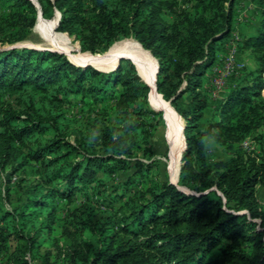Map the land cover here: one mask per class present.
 I'll return each mask as SVG.
<instances>
[{
  "label": "trees",
  "instance_id": "16d2710c",
  "mask_svg": "<svg viewBox=\"0 0 264 264\" xmlns=\"http://www.w3.org/2000/svg\"><path fill=\"white\" fill-rule=\"evenodd\" d=\"M251 1L263 18L242 42L262 53L264 0ZM36 2L0 0L1 45L28 39L39 10L55 34L73 35L82 52L110 54L115 42L132 37L157 60L156 92L181 117L186 147L177 184L162 179L151 137L164 119L148 105V86L129 59L104 72L48 49L0 48V172L13 156L6 183L19 172L25 199L11 211L0 205L6 264H29L42 247L56 256L50 261L46 250L37 264H264V207L256 195L264 157L242 147L264 130V56L255 79L228 91L199 130L207 108L203 77L232 30L236 0H183V8L178 0ZM87 98L111 105L86 115L85 132L72 143L65 113ZM205 138L229 158L210 163ZM135 177L145 179L139 189L130 187ZM56 198L66 205L59 224L65 249L52 234L60 222ZM98 205L106 209L97 218ZM19 240L24 244L9 248Z\"/></svg>",
  "mask_w": 264,
  "mask_h": 264
},
{
  "label": "rangeland",
  "instance_id": "374dc122",
  "mask_svg": "<svg viewBox=\"0 0 264 264\" xmlns=\"http://www.w3.org/2000/svg\"><path fill=\"white\" fill-rule=\"evenodd\" d=\"M183 0H178V6L181 8L185 7L186 5L183 4ZM264 9V8H263ZM262 9H258L257 5L252 2L251 0H236L233 12V27L228 35V37L219 43V50L216 54V59L212 66L207 69L204 77H203V91L207 94V108L205 109L204 118L199 122V130H202L205 125L206 121L209 118L213 108L218 105V103L223 99L225 94L238 87L239 85H244L250 83L252 80L255 79V76L258 75L256 72L258 70V62L260 58L264 56V51L262 53L256 52L253 48L244 47L243 40L248 37L249 35H253L256 33L255 28L259 25L260 20L263 18L261 14ZM36 27L32 29L29 38L18 41L12 44H0V48H10V47H21V46H28V47H37L41 49L52 48L55 51H59L63 53L66 57L67 54L64 51H60V48L67 47L71 53V55L76 58L74 60L69 59L75 63L82 64V63H89L93 64L100 69H108L112 68L116 65V60L120 56H127L130 57L139 71L142 79L148 80V73H145L148 69L146 64L141 63L137 58H134L133 55H128L127 53H122L114 58H110L107 60H99L96 62H90L86 60H82L79 57H86V56H95V57H105L110 56V54L103 53H96L92 54L90 52H82L79 50L78 41L74 39V36L67 35L66 33L62 34H55L51 30V25L47 21V19L43 18L42 15L37 17ZM35 26V25H34ZM133 38H125L115 43L118 45L124 43L126 44L125 47L129 48L132 43H137L136 40H132ZM113 43V44H115ZM130 43V44H129ZM77 45V49L73 45ZM112 44V45H113ZM128 44V45H127ZM138 44V43H137ZM111 45V46H112ZM117 45V46H118ZM116 46V47H117ZM115 47V49H116ZM110 48V47H109ZM108 48V49H109ZM144 50V49H143ZM146 51V50H145ZM105 54V55H104ZM133 56V57H132ZM152 59L155 62L154 57ZM156 69V65H155ZM155 72V70H154ZM260 79L262 82V89L260 91L261 96L264 98V68L260 73ZM219 79L218 84L214 83V78ZM153 80L155 81L156 87V75L154 73ZM157 91V90H156ZM151 89L150 86L148 87V105L155 109V106L152 104L150 98ZM158 93V92H157ZM159 94V93H158ZM77 101V100H76ZM89 98L85 99V103L77 102L69 107L67 112L65 113L66 123L69 127V134L67 135V139L70 142H74L76 138L83 132H85V127L87 126L84 123V117L88 115L91 118H94L97 113H101L103 109L109 108L111 103H107V105L102 104H94L90 102ZM105 107V108H104ZM159 110V109H157ZM162 118L164 119V127H157L153 136L151 137V143L153 145L154 156L153 159L156 163L157 169L160 173V177L164 179L165 177L170 179L172 182H178L177 175L176 179H174V172L172 171V156L174 149L171 148V143L167 138V123L163 116L162 111L159 110ZM182 128V126H181ZM182 131V130H181ZM183 135V131H182ZM255 135L261 136V143L254 138ZM251 143L247 146H242L244 150L247 152L254 154V153H261L264 157V130L258 129L253 136L249 137ZM205 148H206V155L210 163L214 162L215 160H227L229 158V154L225 152L220 146L216 145L210 138H205ZM184 147V136H183V144L179 150V165L180 167V156L182 149ZM1 159V156H0ZM15 160L13 162V156L9 158V162L4 165L3 170L0 172V205L3 210L11 211L14 207L21 208L22 205L25 203V199L21 190L19 189V185H22L19 180L22 177L21 174L18 172L16 174L11 175V178L8 183L6 175L8 174L9 170L12 166H14ZM131 170L121 171L116 173L114 176V180L111 183H108V186H115L125 179H127L131 173ZM178 172V171H177ZM179 173V172H178ZM31 178L33 175L30 176ZM136 181L130 185L133 189H139L143 186L144 180L140 177H135ZM143 181V182H142ZM112 186V187H113ZM6 191L9 193L8 198L6 197ZM259 201L261 202L262 206L264 207V184L257 186V193H256ZM57 203L61 207L59 210V219L60 222L55 225L54 231L52 234L56 237L58 241V245H61L63 249L68 246V240L61 236V228L59 224L63 223V216L65 215V201L59 198H56ZM81 201V194L78 195V199L75 204H78ZM106 205V204H104ZM104 205H98L96 208V217L98 218L101 215H104L106 207ZM119 203L115 202L114 207H118ZM256 222H259L258 219H254ZM260 228V227H258ZM260 229L264 230V226ZM15 244L23 245L24 240H19L17 242L9 243V248H12ZM50 251V261L56 256V250L53 248L45 249L44 247L39 249L38 256L36 260H32L29 257L28 263L29 264H37L41 263L43 255L45 251ZM7 254L2 253L0 257V264H6Z\"/></svg>",
  "mask_w": 264,
  "mask_h": 264
},
{
  "label": "bare ground",
  "instance_id": "6f19581e",
  "mask_svg": "<svg viewBox=\"0 0 264 264\" xmlns=\"http://www.w3.org/2000/svg\"><path fill=\"white\" fill-rule=\"evenodd\" d=\"M125 45L126 44L124 43L118 45L116 49L114 48V51L112 50L113 52L110 56H105L102 58L95 56H86L79 58L94 63L99 60H107L110 58L112 59L114 57L122 55V53H127L128 55H133L134 58H137L141 63L146 64L148 66V69L146 68L147 71L145 73H148L147 74L148 81L151 89L150 98L152 104L155 106V109H159L160 111H162L163 116L166 120L167 129H168L167 138L171 143L172 146L171 148L174 149L172 156V171L174 172L173 178L176 179V175H177V179H178L179 150L181 148V145L183 144V135L181 131L182 130L181 126L183 127V122L181 118L176 114V112H174L173 109L162 100L160 94L158 95L156 92V88L153 80L155 73L154 72L155 62L152 59V56L148 52L143 50L142 47L137 43H132V45L129 48H126ZM59 50L64 51L70 59L72 60L76 59L71 55V53L69 52L70 50L67 47L64 48L62 47Z\"/></svg>",
  "mask_w": 264,
  "mask_h": 264
},
{
  "label": "water",
  "instance_id": "95a60500",
  "mask_svg": "<svg viewBox=\"0 0 264 264\" xmlns=\"http://www.w3.org/2000/svg\"><path fill=\"white\" fill-rule=\"evenodd\" d=\"M37 7H38V4H37V2H36V0H31ZM39 9V8H38ZM55 13H58V15L60 16V14H59V12L58 11H56ZM38 15L39 16H41V12H40V10H39V12H38ZM57 24H58V21H57ZM78 47H79V45H78ZM34 48H37V47H34ZM38 49H41V48H38ZM48 50H51V51H55V50H53L52 48H47ZM79 50H80V47H79ZM55 52H59V51H55ZM106 52V51H105ZM104 52V53H105ZM59 53H61V52H59ZM96 54V53H95ZM98 54V53H97ZM121 58H127V59H129L130 61H131V63L134 65V67H135V70H136V74L140 77V79L149 87V81L148 80H144V79H142V76L140 75V73H139V71L137 70V68H136V66H135V63H134V61L130 58V57H127V56H120V57H118V59L116 60V65L114 66V67H112V68H108V69H100L99 67H97V66H95V65H93V64H89V63H82V64H78V63H74L73 61H71L68 57H67V59L70 61V62H72L73 64H75V65H78V66H87V65H89V66H92L93 68H95V69H97V70H99V71H104V72H107V71H110V70H112V69H114V68H116L117 67V65H118V62H119V60L121 59ZM155 59V58H154ZM155 65H156V69H155V75H156V73H157V71H158V64H157V60L155 59ZM153 109V108H152ZM154 111H156V112H159V110H157V109H153ZM176 112V111H175ZM178 115V114H177ZM179 116V115H178ZM180 117V116H179ZM181 118V117H180ZM184 130V123H183V127H182V131ZM185 147H186V144H185V139H184V147H183V149H182V152H181V156H180V163H181V157H182V153H183V151L185 150ZM179 169H180V167H179ZM179 174V173H178ZM169 182L170 183H172V184H176V183H174V182H172L170 179H169ZM178 189H180V190H183V188L182 187H179L178 186Z\"/></svg>",
  "mask_w": 264,
  "mask_h": 264
},
{
  "label": "built area",
  "instance_id": "2783aa9c",
  "mask_svg": "<svg viewBox=\"0 0 264 264\" xmlns=\"http://www.w3.org/2000/svg\"><path fill=\"white\" fill-rule=\"evenodd\" d=\"M218 82H219V79H217L216 77L214 78V83L215 84H218ZM264 91V90H263ZM250 143H251V141H250V139H249V137L248 138H246L243 142H242V146H247V145H250Z\"/></svg>",
  "mask_w": 264,
  "mask_h": 264
}]
</instances>
